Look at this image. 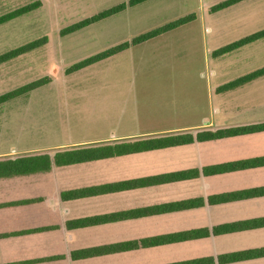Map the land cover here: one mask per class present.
Returning a JSON list of instances; mask_svg holds the SVG:
<instances>
[{"label": "crops", "instance_id": "1", "mask_svg": "<svg viewBox=\"0 0 264 264\" xmlns=\"http://www.w3.org/2000/svg\"><path fill=\"white\" fill-rule=\"evenodd\" d=\"M214 67L179 109L0 150L50 162L0 176V264H264V66Z\"/></svg>", "mask_w": 264, "mask_h": 264}, {"label": "rangeland", "instance_id": "2", "mask_svg": "<svg viewBox=\"0 0 264 264\" xmlns=\"http://www.w3.org/2000/svg\"><path fill=\"white\" fill-rule=\"evenodd\" d=\"M130 1L0 0V16L39 3L37 9L0 25V55L44 40L40 47L0 64V96L44 81L0 105V150L13 144L47 150L69 139L100 138L116 123L125 126L130 117L142 119L146 113L186 106L182 95L198 93L205 83L201 75L209 77L217 62L243 56L255 70L264 66V37L224 55L218 52L264 30V0H242L223 9L216 8L228 0H147L135 6ZM121 4L125 9L115 15L62 33ZM183 19L177 28L134 43ZM124 44L126 50L110 58L69 71ZM231 70L222 64L220 73L229 76Z\"/></svg>", "mask_w": 264, "mask_h": 264}, {"label": "trees", "instance_id": "3", "mask_svg": "<svg viewBox=\"0 0 264 264\" xmlns=\"http://www.w3.org/2000/svg\"><path fill=\"white\" fill-rule=\"evenodd\" d=\"M145 1H147V0H131L129 5L135 6V5H138V4L143 3ZM240 1H242V0H228V1L224 2L223 4L218 5L216 9L227 8V7H230V6H232L235 3H238ZM38 7H39V3H33V4H30L27 6L20 7V8L14 10V11H11L5 15H2V16H0V25L6 23L8 21H11L13 19H16L18 17H21V16L37 9ZM124 9H125V4L115 6V7L111 8L107 11H103L97 15H94L90 18L79 21V22L67 27L66 29H64L62 31V33L63 34H70V33L76 32L82 28L88 27L89 25L95 24V23H97L103 19H106L112 15H115V14L123 11ZM184 22H185L184 19L178 20V21H176V22H174V23H172V24H170L164 28L156 30V31L149 33L147 35H144L142 37L136 38L134 43L145 42V41L152 39L153 37H155V36H157L163 32H166L168 30L179 27ZM261 37H264V30L259 32V33L254 34V35L248 36V37H246L240 41H237L235 43L229 44L226 47L219 50L218 52L222 55L230 53V52L234 51L235 49L241 47L242 45H246L248 43H251V42H253V41H255ZM43 43H44V40H42V39L37 40V41L31 42V43H28L24 46H21L19 48H16L14 50H11L7 53H4V54L0 55V64L7 62L11 59H14L16 57H19L25 53H28V52L40 47L41 45H43ZM127 47H128V45L124 44L121 46L114 47L110 50L104 51L102 53H99V54H97L91 58H88V59L74 65L73 67H71L69 69V71H78L80 69H83V68H86L90 65H93L99 61H103L107 58H110V57L126 50ZM263 74H264V69L253 73L252 75L248 76V78L257 77V76H260ZM43 84H44V81L40 80L38 82H35L32 84L23 86L19 89H16L10 93L4 94V95L0 96V105L9 101V100H12L16 97L24 95V94L40 87ZM49 165H50V162H49L48 156H44V157H40V158H34V159L27 158V159H17L14 161L1 162L0 163V176L23 175V174L32 173V172L37 171V170L46 171V170H48Z\"/></svg>", "mask_w": 264, "mask_h": 264}]
</instances>
